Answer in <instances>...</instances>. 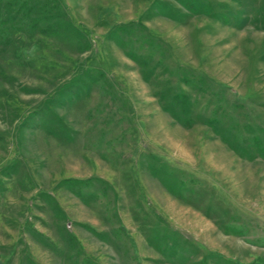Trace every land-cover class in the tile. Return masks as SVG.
Here are the masks:
<instances>
[{
  "label": "rangeland",
  "instance_id": "obj_1",
  "mask_svg": "<svg viewBox=\"0 0 264 264\" xmlns=\"http://www.w3.org/2000/svg\"><path fill=\"white\" fill-rule=\"evenodd\" d=\"M0 264H264V0H0Z\"/></svg>",
  "mask_w": 264,
  "mask_h": 264
}]
</instances>
